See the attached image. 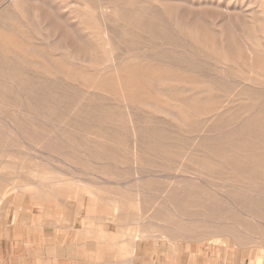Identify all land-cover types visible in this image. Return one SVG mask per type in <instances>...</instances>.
I'll return each mask as SVG.
<instances>
[{
  "label": "rangeland",
  "instance_id": "1",
  "mask_svg": "<svg viewBox=\"0 0 264 264\" xmlns=\"http://www.w3.org/2000/svg\"><path fill=\"white\" fill-rule=\"evenodd\" d=\"M23 1L52 19L54 36L44 38V28L38 35V28L14 6L8 7L7 0H0V24L12 23L8 33L18 42L27 32L32 36L25 42L28 47L55 55L60 67L66 62L73 70L83 68L68 60L63 48L66 39L78 48L84 45L82 39L99 42L98 50L104 49L101 44L108 39L103 29L94 27L100 7L106 8L112 0H89V10L81 4L86 0ZM120 1L138 7L129 16L134 24L110 23V49L125 60L130 58L131 66L141 72L175 77L167 87L173 92L194 89L202 100L199 106L209 110L191 111L192 123L183 127L172 117L136 105L132 109L117 96L89 98L85 90H74L73 83L54 81L29 65L0 58V224L6 223L12 239L22 238L26 228L45 229L49 234L52 228L71 227L89 241L96 238L109 246L123 241L128 251L140 244L149 256L163 252L168 261L161 264H264V64L251 68L248 52L229 22L244 30L264 22V0ZM172 3L177 4L172 7ZM195 28L201 33L200 42L185 36ZM222 30L231 49L220 54L216 42ZM254 42L263 45L264 39ZM41 57L37 61L49 68ZM221 59L229 68H221ZM98 67L99 63L93 64L91 69L107 72L106 66ZM246 78L256 79L257 84L250 89ZM145 81L141 80L143 87ZM147 91L150 99L163 104L180 105L181 99L189 97L181 91L175 96ZM63 108L61 114L58 109ZM18 111L50 119L25 118ZM210 127L221 129L207 138L215 144L231 145L236 130L240 140L233 149L237 153L198 174L202 181L179 174L178 167L194 165L183 155ZM228 131V138L221 137ZM235 154L240 156L227 162ZM139 155L142 158L137 160ZM33 173L47 179H34ZM8 264L25 263L14 259Z\"/></svg>",
  "mask_w": 264,
  "mask_h": 264
},
{
  "label": "bare ground",
  "instance_id": "2",
  "mask_svg": "<svg viewBox=\"0 0 264 264\" xmlns=\"http://www.w3.org/2000/svg\"><path fill=\"white\" fill-rule=\"evenodd\" d=\"M74 1H77V0H74ZM7 2H10L8 7L14 6V8L17 10L16 12H18L24 18L26 17L29 20L30 24L32 23L33 25H35V27L38 28V30L40 31V33H38V35H41V33L43 32L41 30L44 28L46 30V32L42 33L44 38L50 39V38H52L54 36L53 31H52V29H53V26H52L53 25V21H52L51 18H48L47 15H45V14L44 15L43 14L39 15V14L36 13V11L34 12L30 8H28L26 6L27 1L25 3L23 0H7ZM260 3H262V2H260ZM46 4L49 5L50 3H45V5ZM81 4H82V7H84L86 10H89V0H86L84 3H81ZM176 4L172 3V7H173V5L175 6ZM36 6H38V5H36ZM104 7L105 6L100 7V9H99V16H98L97 19H98V22L100 21V24L97 22L98 25H96V27H94L95 31L103 29V33L102 34H104V36H106L107 39H108L107 43L103 42L101 44V46L104 47V49L101 47L103 49V51H102V49L98 50V48H100L99 42H96V43L86 42L85 40H82V39H81L80 42H81V44L83 42L84 45L82 44L79 48L76 47V46H73L72 43L68 41L70 38L68 40L66 39L65 42H64L65 44L63 45V48L67 52L66 55H67L68 60L72 61L75 64L80 65L84 69L83 68H79V69H74L73 70L72 67H74V66H72V64L66 63V62L63 63L61 65V67H60L58 65V62L55 61V57H56L55 55H51V54H48L46 52H42V51L38 50L37 48L28 47V45L25 42H27L29 39H31L32 36L27 34V32H23L19 36V42H18L16 39H14V37L11 34L8 33V32H10L9 25L12 24V23L9 24L8 22L7 23L6 22H2L0 24V58L1 59H6V60H11V62L13 61V62H17V63H23L24 66L29 65L32 68H34L36 72H40L39 74L41 76H43V77L45 76V77H47L49 79H52L54 81H58V82L66 81L67 83H73V85H74L73 89L74 90H76V91H80V90L84 91L85 90L87 92L85 94L89 95V98L98 97V96H101V97H103V96H115L116 97L117 96V98H119L124 104H128V106H131L132 109L136 105L139 108L147 109V111L148 110L149 111H153L157 115H158V113H160V115L163 114V115H165L167 117H172L173 119H175L178 122L179 125H181L183 127H187V126H189L192 123V121H191V118H192L191 111H193L196 114H199V113H205L207 110H209V106L208 105H207L208 107H206L205 109H203V108H201L199 106L200 103L202 102V100L200 98H197V93L193 92L194 89H192L190 87H184L182 90H180V89L177 90V91H181L182 93H185V94L188 93L189 94V97H187V99L186 98L181 99L183 102L180 105H178V104L177 105L176 104H170V103L169 104H163V103H160V102H155L152 99H150L147 89H149L150 91L152 89V90H155L157 92H160V93H163V94H166V95L175 96V94H177V91L173 92V89H171V87H169V86L167 87L168 82L173 80V79H175V77H169V76L168 77L167 76H159V77H157V76H155V75H153L151 73H148L146 71H142L141 72L136 67L131 66L130 62L128 61L130 58L125 60L124 57H121V56L118 55V53H115V49H113V48L110 49V46L112 44L111 37L109 35L110 32H111L110 29H109V26L112 25L110 23H113V22L121 23L123 26L126 24L125 20L127 22L132 23L131 22V18L129 16L133 15V13L137 10L136 7H138V5L136 3H134L133 5H132V3L124 4L120 0H112L111 4L109 6H107L106 8H104ZM256 7H253V8H256ZM55 9L57 10L56 6H55ZM61 9H62V7H61ZM229 9H230V7H229ZM165 10H167V9H165ZM231 10H232V8H231ZM13 12H14V10H13ZM70 12H71V10H70ZM173 13H174V11H173ZM260 13H259V15H260ZM60 14H61V12H60ZM91 14H90V16H91ZM51 15L53 16L52 13H51ZM175 16H177V15H175ZM66 17H68V16H66ZM232 17H234V15ZM70 18H71V16H70ZM254 18H255V15H254L253 19ZM74 19H75V17H74ZM189 19L190 18H188L187 20H189ZM65 20H66V18H65ZM87 20L89 21L90 19L87 18ZM195 21H197V20H195ZM60 22H62V21H60ZM72 22H74V21H72ZM201 22H203V21H201ZM229 22L231 23V25L233 27V35L236 34V36L238 38V40H237L238 43H240L243 46V48L248 52V55L250 57L251 68L253 70H256V68H258L256 65L264 64V58H262L260 60V57L263 56L264 44L262 43L263 45H261V44H259L257 42L256 43L254 42V40L256 41V40H259V39H264V22H255V23H253V25L256 24L255 27L247 29V30L241 29L240 26H238V27L235 26L234 27V25H233L234 23L232 21H229ZM235 22H236V20H235ZM19 23H22V22H19ZM83 23H85V22H83ZM132 24H134V23H132ZM67 25H69V24H67ZM239 25H241V24L239 23ZM248 25H249V23H248ZM177 26L179 28H181L182 30H184V26L182 25L181 22L180 23L178 22ZM195 27H196V25H195ZM198 27H199V25H198ZM20 29H18V30H20ZM221 29H223V28H221ZM73 30H74V28H73ZM197 30L195 28L194 31L191 30L188 33L185 32V36H190V37H192V38L197 40L200 37V34H201ZM231 31H230V33H232ZM67 32H69V30L68 31L66 30V33ZM71 32H69V33H71ZM85 32H86V30H85ZM217 32H218V30H217ZM225 32H226V30H225ZM67 35H70V34H67ZM93 35H95V34H93ZM207 35H208V33H207ZM229 35H232V34H229ZM208 37H210V36L208 35ZM211 37L213 39L215 38L213 35ZM72 38L74 39L75 37H72ZM90 41H91V39H90ZM197 41L200 42V40H197ZM216 44H217L218 51H219L220 54L221 53L223 54L224 52H229L230 49H231L230 39L229 38H225V34H224L223 30H222L221 35H220V40H217ZM82 46H83V48H82ZM38 48H40V47H38ZM261 49H263V50H261ZM41 54H42V57H41ZM63 54H65V53H63ZM37 56L41 57V58H44V60L47 61V63H50L51 66L49 68H45V66L43 67V63L37 61V59H36ZM218 62L220 64H223V67L221 66V68H224V69L229 68V64L227 62H225L224 60L221 59L220 61L218 60ZM97 63H99L101 65V67H102V65H103V67L106 66L107 68H105L103 71H107V72L102 73V70H95V71L92 70L91 66L93 64H97ZM134 63H136V62H134ZM75 64H73V65H75ZM148 65L149 64L147 63V66ZM147 66H146V68H147ZM101 67H98V68H101ZM150 67L152 68V66H150ZM261 68L262 67H260V69ZM38 70H42V71H38ZM140 70H141V68H140ZM143 70H144V68H143ZM222 72H223V70H222ZM142 79L146 80L145 82H147V84H148V85L146 84L147 87H143V85L141 83ZM246 80H247L246 84L250 87V89L253 88L257 84V80L254 79V78H246ZM156 94H158V93H156ZM201 94H203V93H201ZM173 96H171V97H173ZM160 100H161V98H160ZM100 103H101V101H100ZM176 103H178V102H176ZM205 103L206 104L208 103L207 100H206ZM209 103L211 104L210 101H209ZM228 104H229V102L226 103V105H228ZM226 105L224 103V105H222V107L225 108ZM230 108H231V106H230ZM58 110L61 112V114H63L65 108H63L62 110L61 109H58ZM216 110H220V109H216ZM18 112L23 117L34 119V120L50 119V118H45V119L36 118L34 115L29 113L28 111H18ZM253 112H254V110H253ZM86 117H94V116H86ZM216 117H217V115H216ZM63 118H68V117L66 115H64ZM204 118H202V119H204ZM218 130H221V129L218 128V127H210V129L207 130L208 134L205 137H199L198 136L195 139L194 143H192V141L189 142V143H192L190 145L191 147L188 150V152L183 155V158L187 159V160H190L194 165L193 166L189 165V166H180V167H178L177 172L179 174H181L183 176L191 175L192 177H190V178H195V176H197L195 178V180L202 181L201 177H198V174L199 175H203L206 172L207 169L214 168L213 166L216 165V162H218L219 160H223L224 161V159H226L227 155H231L232 152L237 153V151L235 149H233V144L236 143L237 144L236 148H237L238 145H239V140H240V136H239L238 133H236V130L232 131L233 135H232L231 145L228 142H227V145H225V144L210 143L207 140V138H213V136H211V134L215 133ZM229 131L228 132H223L221 137L228 138L229 135H231L229 133ZM97 137H99V136H97ZM91 139L93 141H94V139H96V138H94V134L91 135ZM105 143H107L106 145H110V144H108L109 143L108 140H105ZM150 143H152V142H150ZM231 146H232V148H231ZM147 154H148V152H147ZM139 156H140V158L136 157L137 160H140L142 158V155H139ZM238 156H240V155L235 154L234 156L228 157L227 158L228 159L227 162L232 161L233 157L238 158ZM226 166H227V164H226ZM33 178L34 179H38V180H40V178L43 179V180L47 179L45 177H42L38 173L37 174L33 173ZM18 198L19 197L17 196V199ZM82 200H80V201H82ZM19 202L20 201H18V203ZM79 205H80V203H79ZM81 205H83V204H81ZM78 208H79V206H78ZM86 209H88V207ZM58 210H60V209H58ZM109 211H111V208L109 209ZM3 212H5V210ZM55 213H57V212H55ZM139 237H140V235H139ZM217 244H218V242H217ZM220 244H223L222 246H225L224 245L225 242H221ZM130 264H132V263H130Z\"/></svg>",
  "mask_w": 264,
  "mask_h": 264
},
{
  "label": "crops",
  "instance_id": "3",
  "mask_svg": "<svg viewBox=\"0 0 264 264\" xmlns=\"http://www.w3.org/2000/svg\"><path fill=\"white\" fill-rule=\"evenodd\" d=\"M3 224L6 223L0 224V264H8L14 259L25 264L36 261V264H161L168 261L163 252L149 256L140 244L128 251L123 241L109 246L108 241L97 243L96 238L91 241L80 238V233L71 227L52 228L49 234L45 229L42 232L37 228H26L22 238L13 236L12 239V231ZM9 250L14 254L11 255Z\"/></svg>",
  "mask_w": 264,
  "mask_h": 264
}]
</instances>
